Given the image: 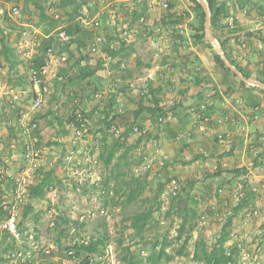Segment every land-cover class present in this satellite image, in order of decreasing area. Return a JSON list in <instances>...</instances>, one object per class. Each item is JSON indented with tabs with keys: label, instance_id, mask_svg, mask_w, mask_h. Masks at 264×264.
Segmentation results:
<instances>
[{
	"label": "rangeland",
	"instance_id": "1",
	"mask_svg": "<svg viewBox=\"0 0 264 264\" xmlns=\"http://www.w3.org/2000/svg\"><path fill=\"white\" fill-rule=\"evenodd\" d=\"M214 1L215 25L205 0L203 23L191 0H0V264H264V0ZM204 94L229 107L223 132L195 130L188 97ZM100 239L92 256L66 249Z\"/></svg>",
	"mask_w": 264,
	"mask_h": 264
},
{
	"label": "trees",
	"instance_id": "2",
	"mask_svg": "<svg viewBox=\"0 0 264 264\" xmlns=\"http://www.w3.org/2000/svg\"><path fill=\"white\" fill-rule=\"evenodd\" d=\"M63 1H64V4H66L65 2H67V3H75V2L81 3V2H83V0H63ZM191 1L195 4V7L199 10L197 12V15H198L200 21L202 23L205 22V13L202 10V7L196 2V0H191ZM205 1L208 5V9L212 13V21L211 22L213 25H215L216 22L218 21L219 17L221 16V14H223V7H215V1L214 0H205ZM169 8H172L171 4L169 5ZM201 28H202V26H201ZM91 35H92L91 31H83L82 32V36L83 37L85 36V38H88ZM198 38H201V37H198ZM77 43L79 45H82V41H80V40H78ZM224 45H225V43L221 42L222 48L224 47ZM119 52H120L119 49L118 50H106V53L112 57H116L119 54ZM213 60H214L215 65L218 68L223 69L225 72H228V73L230 72L218 54L214 53ZM118 63H116L117 67H118ZM238 70L242 73L240 68H238ZM89 76H91V74L88 71V72L84 73L83 78H86ZM244 76L246 78L249 77L248 75H245V74H244ZM241 84H243V83L241 82ZM59 123H61V125H62V122L60 120H59ZM112 154L113 153L111 151L109 153V157L107 159H105L106 164H110ZM52 182H53V178H51L50 174L47 173L45 179L43 178V179L39 180V182L37 184L31 186L30 191H29V196L31 198H34V199L43 198L44 190L46 188L48 189L49 186L52 184ZM238 208H239V206H238ZM23 209L24 210L22 213V217L24 219L27 216V214L30 212L31 209H30L29 205H26ZM64 221L66 222V220H64ZM101 242H102L101 239L97 240V241L90 240L87 243H82L81 245H79V247L76 244H73L72 246H69L66 249L73 250L74 257H76V258H79L80 251H82L83 253H85L88 256H92L93 254L99 252V244H101ZM211 261H214V264H225L227 261V258L221 257V259L218 261V260L214 259L213 256H211L208 258L207 263H210ZM78 264H93V263H90L89 259H87V260H84Z\"/></svg>",
	"mask_w": 264,
	"mask_h": 264
},
{
	"label": "built area",
	"instance_id": "3",
	"mask_svg": "<svg viewBox=\"0 0 264 264\" xmlns=\"http://www.w3.org/2000/svg\"><path fill=\"white\" fill-rule=\"evenodd\" d=\"M164 7H166V4H163ZM19 12V10L13 9V14L17 15ZM118 30L121 33L122 36H128V31H129V27L126 23H121L118 25ZM58 37L61 40H65L66 37V32L65 31H61L58 35ZM101 39L100 38H96L95 42L91 45L90 47V51L94 54L99 53L100 50V45H101ZM59 80H61V77L59 78ZM32 87H33V92H34V97H33V102H32V106L34 109L40 108L43 102V97H44V93L46 92V88L41 87L40 86V81L38 79H32ZM199 109V111L197 112L196 109ZM206 110V106H200L198 105L197 107H194L193 105L190 107V113L193 114L194 119L196 120V122L198 121V131L201 133H205L206 131V127L203 125V123H205L204 121H207V119L205 117L202 116V112L201 111H205ZM200 112V113H199ZM204 120V121H203ZM226 120V118H225ZM224 119H219L216 120V122L214 123L219 124L222 122H225ZM83 123V122H82ZM134 132H137L136 128H133ZM264 146V143H263ZM25 182V181H24ZM234 196L236 197V201H238L240 199L241 193L240 191H237L234 193ZM221 206L227 207L228 206V201L224 200L220 203ZM213 210L215 209V206L213 208ZM255 214V211H254ZM218 214L214 212V216H217ZM203 218V217H202ZM3 228L7 230V232L14 236L15 238H18L20 236V233L18 231L17 228V222H16V213L14 212V208H12L11 210L8 211V216L6 218V222L3 225Z\"/></svg>",
	"mask_w": 264,
	"mask_h": 264
},
{
	"label": "crops",
	"instance_id": "4",
	"mask_svg": "<svg viewBox=\"0 0 264 264\" xmlns=\"http://www.w3.org/2000/svg\"><path fill=\"white\" fill-rule=\"evenodd\" d=\"M202 97L203 98H201L200 96H195V97H192V98H195V99H191L190 97H188V100H189V105L190 106H192L193 104V106L194 107H197L198 105H200V106H207L206 107V110L205 111H201L202 113V116L203 117H205L206 119H207V121H204L205 123H203V125L206 127V131L207 132H210V133H212V134H214V131H215V129H217V132L219 133L220 131L221 132H223V126H219V127H215L214 128V126H216L214 123H215V118H217L218 119V117L219 116H223L224 118H225V116L224 115H229L228 113H229V107L227 108V110H228V113H226V112H221V111H214L213 109H209L208 107H210L211 105H208L205 101V98H206V96H205V94L204 95H202ZM231 107V106H230ZM187 110H189L188 111V115L190 116V119L192 120V122H193V126L195 127V130H197L198 129V121L196 122V120L194 119V117H193V114L192 113H190V109H187ZM196 111L198 112L199 111V109L197 108L196 109ZM234 113V115L232 116V118H233V120L234 119H238L239 118V121L241 122V120H243L244 122H246V123H248L247 121H246V117L243 115V114H241V111H233ZM200 113V112H199ZM224 113V114H223ZM237 115V116H236ZM229 117H230V115H229ZM256 116H254V118H255ZM250 118V117H249ZM238 124V122L236 121H234L233 122V124ZM234 124V127L235 128H237L238 127V125L236 126ZM251 124V123H250ZM213 129L212 130V132H211V130L210 129ZM233 130L234 129H232V131H231V129H229V133H230V135H231V137L233 136V134H239V133H234V132H236L235 130H234V132H233ZM237 130V129H236ZM224 132H226V131H224ZM209 134V133H208ZM232 139H234L233 137L232 138H230V141L232 140ZM232 141H234V140H232ZM209 145V142L207 141V143H206V145H200V147H201V149H200V151H202V152H204L206 149H208V150H206V151H208L209 152V154H211L212 152H213V149L211 148V146L209 147L208 146ZM220 146V145H219ZM199 147V146H198ZM221 147V146H220ZM231 147H233V150L235 149L234 148V145H231ZM215 149V148H214ZM210 150V151H209ZM223 151H225V149H223ZM208 152H206V154L208 153ZM228 153H230V155H231V151L230 150H228L227 151ZM217 155H218V158H220V157H222V155H221V153L220 152H218L217 153ZM210 156H212V155H209V156H207L206 158H209ZM212 161V160H211ZM227 161H228V159H227ZM207 165L209 164V163H206ZM217 167V166H216ZM211 190V188H210V186H207V190ZM204 194H209L207 191L206 192H204Z\"/></svg>",
	"mask_w": 264,
	"mask_h": 264
},
{
	"label": "water",
	"instance_id": "5",
	"mask_svg": "<svg viewBox=\"0 0 264 264\" xmlns=\"http://www.w3.org/2000/svg\"><path fill=\"white\" fill-rule=\"evenodd\" d=\"M209 37H210V39H212L211 36H209ZM219 56H220V58L223 60L224 64L226 65V64H227V61H226V59L223 57L222 53H219ZM228 66H229V65H228ZM234 72H235L240 78H243V76L241 75L240 72H237L236 70H234ZM243 79H244V78H243Z\"/></svg>",
	"mask_w": 264,
	"mask_h": 264
}]
</instances>
